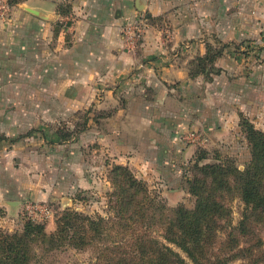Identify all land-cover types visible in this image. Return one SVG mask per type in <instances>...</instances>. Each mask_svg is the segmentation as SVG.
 Here are the masks:
<instances>
[{
  "label": "crops",
  "instance_id": "0c3cea01",
  "mask_svg": "<svg viewBox=\"0 0 264 264\" xmlns=\"http://www.w3.org/2000/svg\"><path fill=\"white\" fill-rule=\"evenodd\" d=\"M141 17L148 23L137 39L126 25ZM263 34L264 0H22L0 18V87L26 90L2 101L31 103L20 117L46 123L88 108V126L77 141L52 143L55 133L46 127L50 137L40 134L27 144L33 151L50 148L48 166L75 159L80 174L86 158L96 160L102 151L163 185L177 179L195 152L185 132L200 127L219 145L231 109L248 103L225 74L209 83L192 77L206 39L231 43ZM215 65L232 70L233 62L222 58ZM86 146L88 157L75 149ZM50 181L15 182L14 190L0 185V204L24 199V189L33 191L28 199L45 202L53 187L42 183Z\"/></svg>",
  "mask_w": 264,
  "mask_h": 264
},
{
  "label": "rangeland",
  "instance_id": "374dc122",
  "mask_svg": "<svg viewBox=\"0 0 264 264\" xmlns=\"http://www.w3.org/2000/svg\"><path fill=\"white\" fill-rule=\"evenodd\" d=\"M7 3L10 5L8 0ZM9 11L10 8L3 11V8L0 7V18L6 16ZM158 24L166 28V30L169 29L168 21H158ZM206 43L213 50L222 49L223 52L217 61L227 58L233 62L232 70L216 66L221 69V72L215 74L213 78L215 79L218 75L223 77L225 74L229 78L234 79L230 81V88L241 92L243 94L241 102L245 101L248 103L239 102V104L241 103L240 108L243 109L242 112H240L238 107L231 109L228 119L225 120L230 122V124L227 127H221L228 132L219 141V145L214 143L212 138L209 140L210 135H207L206 131L198 127L195 131L207 137L206 144L197 142L195 152L192 154V158L185 169L176 176V180L163 185L157 184L156 180L152 179L150 175L146 179L140 178L128 165H122L126 169L115 170L114 167L118 163L107 158L102 151L97 152L96 160H93L92 157L89 158V154H92V149H89V146L82 149H79V147L75 148L77 151L80 150L83 156L88 157L85 160V165L80 167L82 170L80 174L78 173V168H76L78 161L75 159L68 160L64 163L65 165L48 166L44 154L49 153L50 148L47 150L48 152L40 151L39 149L33 151L27 144L37 141V137L40 134L42 136L46 135V138L50 137L49 133H44L46 127L51 128L55 133L48 138L52 143H73L77 141L82 131L88 126V108L81 111L82 116L77 114L73 116L72 114L67 118L56 119L55 121L50 120L51 122L48 123H46L47 121L44 118L35 119L33 116L22 119L20 117L22 115V107L26 108L31 103L2 100L12 98L16 91L25 92L26 87L9 86L8 83L1 86L0 185L14 190L15 182L23 186L29 184L31 180H37L38 182L51 180V183L42 184H50L53 188L50 190L51 198L45 202L28 199L26 196L27 192L33 191L24 189V192H26L23 195L24 199L18 202L10 201L9 203L0 204V228L11 233L22 232L29 218L33 219V217L29 216L27 208L32 203L46 205L49 208V217L40 218V216L36 215L37 218L33 220L47 223V231L51 233L56 230L57 221L68 209L82 212L94 218L99 216L110 217L109 226L114 224L118 213H121L124 208L128 209V211L139 209L145 214L147 213L148 216L152 215L156 218L153 220L148 217L150 222L153 223L152 229H156L153 235L158 236L160 241L167 243L174 250L180 252L183 258L188 260L189 264H194L177 246L168 243L164 239L162 236L164 234L163 225L175 216L174 214L179 208H195L197 197L190 191L191 181L197 177L201 180H210L208 185L210 184L211 178L208 177L209 174L206 175L207 173L202 168L205 164L220 163L229 169H233L231 167L233 166L239 170H244L251 163L252 149L250 144H248L247 134L240 124L242 115L248 118L256 128L264 131V34L259 38H249L231 43L224 42L218 37H211L206 39ZM94 120L99 121V119ZM85 126L86 128L84 129ZM57 134L61 138L60 140L57 139ZM182 138L185 140L184 134ZM70 152L72 154L75 151ZM30 153H33L35 157L37 156L38 160L32 159ZM54 153L55 151L52 152V154ZM32 161L35 163H31ZM128 172L132 173L134 177L136 176L143 187L145 200L140 206H138L139 204L133 206L123 204V206L119 200L124 195L123 192H126L125 182ZM217 177L220 180L230 179L225 180L231 183V189L225 187V190L217 192V196H219L217 198H221L220 201L228 209L226 217L220 220L222 227L217 247L223 244L227 235L234 233L240 238V246L238 247L237 258L230 260L229 263L264 264V223L254 220L248 221L246 225L250 226L251 231L246 236H242L239 232L246 205L235 188L234 175L232 173L228 176L219 174ZM217 186L218 181L214 183L213 188L215 189ZM214 189L213 191H215ZM131 192L129 190V193ZM152 212L163 213L162 220L158 219V216ZM258 237L260 242H258ZM101 247L102 244L95 242L93 246L85 249L62 247L46 251L41 246L35 245V254L30 264H95ZM251 250L252 255H250Z\"/></svg>",
  "mask_w": 264,
  "mask_h": 264
},
{
  "label": "trees",
  "instance_id": "16d2710c",
  "mask_svg": "<svg viewBox=\"0 0 264 264\" xmlns=\"http://www.w3.org/2000/svg\"><path fill=\"white\" fill-rule=\"evenodd\" d=\"M20 1L8 0L10 5ZM206 47V54L194 59L190 73L192 77L203 75L211 81L215 74L221 72L215 62L223 51L213 50L209 44ZM240 124L252 149L251 163L244 170L233 166L229 169L220 163L205 164L202 168L206 175L209 174L210 184V180L197 177L191 181L190 191L197 197L195 208H179L175 216L163 225L164 239L177 246L194 264H230L239 252L240 238L234 233L227 235L223 244L217 247L222 227L220 220L228 214L221 198H217V192L225 190V187L231 189V183L226 181L230 179L220 180L217 175H234L235 188L246 205L239 233L246 236L251 231L246 225L248 221L264 223V131L256 128L244 115ZM114 168L126 169L118 164ZM126 177V192L119 200L122 205L140 206L145 200L143 187L132 173L128 172ZM216 181L218 186L214 189ZM152 213L162 220L163 213ZM148 217L156 219L139 209L128 211L124 208L114 224L109 226L110 217L94 218L68 209L57 221L53 233L47 231V223L29 218L22 232L11 233L0 228V264H30L35 245L51 251L62 247L85 249L95 242L102 244L95 264H189L180 252L153 235L156 229H152L153 223ZM250 253L253 254L252 250Z\"/></svg>",
  "mask_w": 264,
  "mask_h": 264
},
{
  "label": "built area",
  "instance_id": "2783aa9c",
  "mask_svg": "<svg viewBox=\"0 0 264 264\" xmlns=\"http://www.w3.org/2000/svg\"><path fill=\"white\" fill-rule=\"evenodd\" d=\"M0 7L3 8V11H4L7 8L9 9L10 5L7 3V0H0ZM147 23H148V19L146 17H141L139 19L130 21L126 25V30L134 38L138 39L145 32ZM184 138L186 141L191 142V143L199 142L200 144H204L207 141V137L205 135H203L202 133H198L195 130L185 132ZM27 208L29 211V216L33 217V219L37 218L36 215L40 216V218H47L50 216V210L48 207H46V205H39L38 203H32L31 205H28Z\"/></svg>",
  "mask_w": 264,
  "mask_h": 264
},
{
  "label": "water",
  "instance_id": "95a60500",
  "mask_svg": "<svg viewBox=\"0 0 264 264\" xmlns=\"http://www.w3.org/2000/svg\"><path fill=\"white\" fill-rule=\"evenodd\" d=\"M30 10H31V9H30ZM31 11H33V12L37 13V11H35V10H31Z\"/></svg>",
  "mask_w": 264,
  "mask_h": 264
}]
</instances>
